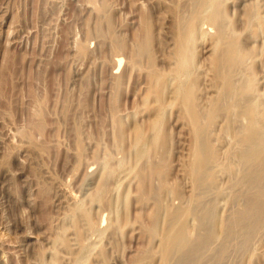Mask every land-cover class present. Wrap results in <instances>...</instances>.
<instances>
[{
    "label": "rangeland",
    "instance_id": "1",
    "mask_svg": "<svg viewBox=\"0 0 264 264\" xmlns=\"http://www.w3.org/2000/svg\"><path fill=\"white\" fill-rule=\"evenodd\" d=\"M190 3L191 0H0V264H75L83 244L91 247L84 264H161L162 242L158 244L165 233L168 209L189 206L194 192L186 166L193 159V128L183 107L175 103L168 107L163 119L164 142L148 156L150 159L137 158L134 135L145 130L147 133L153 117V112L145 109L149 86L145 71L150 62L162 72L172 68L178 14L182 10L181 16L186 12L184 18H191L193 2ZM216 7L227 11L221 25L251 50L242 72L239 68L234 73L236 84L246 82L250 71L246 65L252 66V98L260 102L259 107L262 102L263 108L264 0H218ZM200 25L194 44L198 81L195 92L205 110L216 95L212 93L216 88L211 84L214 71L209 62L211 36L217 25L207 20ZM201 30L207 32V37L200 35ZM147 34L151 51L138 52ZM117 55L126 58L120 68H116ZM133 58L139 64L134 65ZM172 89L171 85L166 87V97ZM221 118L213 122L210 130L215 146L224 153L231 138L221 131L225 125ZM222 135L226 137L219 142ZM155 164H159V175L165 178L157 177L149 186L142 185L145 171ZM117 165L133 171L113 176L111 171ZM223 178L220 187L228 183V178ZM163 183H168L172 191L168 190L174 193L160 194L161 208L168 204L159 221L165 222L158 224L164 230L157 228V235H151L147 226L159 205L151 188H161ZM213 192L216 197L209 195L217 199L218 190ZM225 202L218 200L219 217ZM86 213L100 224V233H88ZM186 218L189 223L195 222L191 229H196L193 233L197 234V221L190 215ZM260 233L252 240V252H233L228 264H264V232ZM153 236L161 239L157 241ZM217 248L218 242L212 249ZM148 251H152L151 257Z\"/></svg>",
    "mask_w": 264,
    "mask_h": 264
},
{
    "label": "bare ground",
    "instance_id": "2",
    "mask_svg": "<svg viewBox=\"0 0 264 264\" xmlns=\"http://www.w3.org/2000/svg\"><path fill=\"white\" fill-rule=\"evenodd\" d=\"M217 1L218 0H191L190 5L193 2V4L191 5L193 6V13L191 15V18H184L183 14H185L186 12L183 13L182 16H181V13L184 11L181 10L182 12L181 11H180L181 13L179 12L178 18H177L178 25L176 26L177 27V39H176V47L174 51V59H173L174 61L172 60L173 64L172 62H170V64H172L173 66L169 72L168 71L167 73L162 72L161 69L159 70L155 68L152 62H150L149 70L147 71L144 70L148 75V77L146 78H148V81H149L147 82L148 83L147 85H149L147 86L148 87V91L146 94L147 96H146V99L144 98L145 99V109L147 111L153 112V117H152V120L150 119L151 120L150 123L148 122L149 128L147 130V133L145 130V133L140 131L137 137H136V134L134 135V137L136 138L135 148H137V158L139 160L143 158H147L153 151L155 152L157 148H160L159 146H161L162 142H164L163 141L164 137L161 136V132L164 129L163 119L167 112L168 107L174 105L175 103H178L180 106L183 107L184 109L183 112H185L184 113L185 116L191 121L192 128H193L192 133H194L193 138L195 142L194 150H193V159L190 162V165L189 164L186 165L187 168L189 166L188 173L193 180L192 183H194V187L192 188L194 189L192 190L194 192L190 190V195H191V192L193 193V195L191 196L189 206H187L186 204L187 207L184 206L185 200L183 202L184 204L182 205L184 207H180L177 205L178 203L177 204L175 203L178 207L176 206L177 208H174L171 210L170 208L169 209L167 208L168 204L167 205L165 204L167 206L166 208L168 209V213H167L168 217L166 218L167 221H166L164 236L162 238V241H160L158 244L160 245L162 242V248L160 249L161 253L159 252L160 250L159 251L157 250L158 254L160 253L161 264H228L233 259L232 257L233 252L236 255L241 254V252H237V251L246 252L249 250L250 252H252L249 248H250V245L254 241L253 238L258 234L262 235V233H260L261 231L264 232V228H263L264 227V112L261 111L262 102L260 104V107H261L260 108L258 105L260 102L258 103V100H257V103H258L257 104L252 98V93L255 89V86L253 84L252 73L250 72L252 66L247 67L246 65V69L248 68V71L250 70L249 76L246 75L248 77V78L246 77L247 78L246 82H244L243 85L241 84L238 85V83L236 84L234 73L237 72V69L240 68L239 70H241L243 66L245 67V64L247 63L246 62L247 58L252 54H251L250 48L248 47L245 48L244 46H242L243 44L235 40L231 32L228 33L229 29L226 30V28L228 27L225 28L221 25V22L226 20L225 17H226L227 11L222 10L220 8L218 9L217 7L215 8ZM191 6H189L188 4V8ZM189 10L191 11V8L188 9L187 11L189 12ZM203 20H207L209 23H211V25H217L216 33L213 36H211L212 37V52H211L212 57H211V62H209L211 63V66L213 69L211 71H214V77L212 79L213 83L211 84H213L214 88H216V91L213 92L214 91L213 90L212 93H216V95L214 96V98H212L213 99L212 101L211 99L209 100L211 105L207 103L209 105L206 106L205 104V106L208 108L207 109L206 107H204L206 108L205 110L202 108V105H200L199 97L197 95V92H195V89L198 88V84H197L198 81L196 82L195 80V77L197 74L196 73L197 68L195 65L196 50L194 49V44L196 41L195 36L198 34L199 27L202 26L200 24ZM205 34H207L206 31L204 30L200 31V35L207 37ZM149 38H150L149 34H147V36H145V39L142 40L143 45H141V50L138 52L149 53L151 51L149 49V41H150ZM118 46L119 45H117V47ZM118 48L121 49L120 47ZM118 55H117V58H118L117 66L115 65L116 68L117 67L120 68L121 66H123L122 64L126 59L124 56L123 57L125 59L122 58V55L120 57H118ZM137 60H138L137 58H133V60L131 61H133L134 65H136L138 63ZM138 66L139 65H137V67ZM199 66L200 65H198V67ZM141 68L143 69V67ZM122 71L123 70H121L120 72ZM239 74L241 75L240 72ZM239 74L237 73L238 76ZM116 76H117V73H116ZM239 81L240 80H238V82ZM169 85H171V89L173 86V89H172V92L170 91L171 95H169V97H166L165 90H166V87ZM204 87H205V84H204ZM204 97L206 98V96ZM262 109H264V107ZM169 113H171V110ZM219 117H222L225 120V125L221 129V131H223V133L226 136H229V138H231L229 139L231 140L229 142V147L227 144V149L225 150L224 153L219 151L217 147L215 146L216 144L212 138L213 132H211L213 122ZM226 136L224 135H222L221 137L219 136L220 138L218 139V141L222 142ZM225 141H227V139ZM194 142H192V144ZM132 146H134V144ZM133 150L135 149L133 148ZM161 151L163 150H160L159 153H161ZM127 153H129V151ZM161 156H160V159H161ZM151 157L154 158V155ZM164 158L162 159V161L164 160ZM160 159L158 161H160ZM154 161H157V160H154ZM158 165L155 164L151 166L150 169L147 168L143 177L141 176L142 180L140 178L142 185L149 186L154 178L161 177L160 179H162V177H164V176L159 175L161 170L159 168L160 166ZM128 166L131 167V164L129 165L128 163ZM118 168L112 170L111 175L114 176L118 172L123 175H129L133 171V169L129 167L128 169L127 167L125 169L123 168V166L121 167L118 166ZM109 173H108V176H109ZM188 173L186 172V174ZM139 177L140 176L138 175V178ZM222 178L223 180H225V178H228V183H226L227 185L225 184V186L220 187L221 184L222 185L224 184L223 183L224 181L221 183ZM123 179L125 180V178ZM117 180L119 179L117 178ZM159 181L157 183H159ZM165 181L167 182V179ZM116 182L118 183V181ZM107 183L108 182H105L104 184L106 186L107 185L109 186V184ZM112 183L114 182L112 181ZM104 184L102 186H104ZM167 184L163 183L161 188H151L152 194L156 196L157 202L163 196L162 195L161 197H159L161 193L164 194L165 193L164 191L166 192H168L169 190L172 191V188L169 186V188H171L169 189ZM112 187L114 189V186ZM110 189L112 190V188ZM143 189H146V188H143ZM215 189L218 190L217 199H213L214 197H216V196L213 197L214 192L212 193V191H214ZM126 192L127 191H125V193ZM168 193L170 194L171 192L169 191ZM172 193H174V191ZM209 193L212 194L213 198L209 195ZM176 194L178 195V197L181 195L178 193ZM118 195H117V198H119ZM208 195L211 198L207 197ZM207 198L210 200H208ZM219 199H223L226 201L224 204V208L222 209L223 211L222 217H219L220 215L219 213H217V210H218L217 203ZM181 200H183V198ZM125 201L127 202V200H124V203ZM157 202L155 203L156 205H157ZM116 205H118V201ZM153 205L154 204H152V206ZM163 205L164 204H162V206ZM114 207H117V206H114ZM157 207L158 208L157 210L155 209L156 210L155 213L152 216L150 215L151 222H150V225L148 224L147 226L149 227V229L147 228L148 230H146L151 235H154L156 233L157 228H163L162 225H160L161 227L160 226L158 227V224L161 223V222L159 223L160 218H161V211L163 212L162 209L165 207L161 208L160 201ZM163 214L162 216L164 219L165 214L164 215ZM188 215H190V218L193 217L192 219H195V221H197L196 224H198L200 228L197 234H194L196 229L195 230L191 229V226L193 227V224L195 222L191 220L193 224L190 222L191 223L190 225L189 221L186 220L188 218V217L186 218V216ZM116 216L118 217V213L116 214ZM85 218L89 226L88 233L89 231L91 233L101 232L100 226L98 227V225L100 224L98 223L97 225L96 224L97 222L94 223L90 219L88 213L85 214ZM115 220L117 219L115 218ZM163 221L161 224H163ZM115 222H116L115 223L116 226H118L117 221ZM196 224L195 226H197ZM116 228L118 229L119 227H116ZM160 231L162 233V230ZM158 232H159V229H158ZM158 235L160 234L158 233ZM90 237L91 235L89 236V241H90ZM160 237H162V235ZM158 238L159 236L155 240L159 241V239H161V238L159 239ZM152 240H154V238ZM216 242H218V248L217 250L213 251L212 247H213V244H215ZM80 247L81 248L79 252L77 253L75 264H81L85 262L84 259L87 256L89 257L90 255L88 254L89 253L88 250L91 248V247L89 248V245L83 244V245H80ZM158 247H161V246H158ZM254 249L255 247L252 250ZM257 249L258 248H256V252H257ZM150 252H151L150 254H152V251ZM92 253L94 252L92 251ZM257 253L258 255L260 254L259 252ZM146 254H148V257L150 256L149 251ZM250 256H252V254ZM153 257L154 256H152V260H154ZM231 257L232 259H230ZM146 259L151 260L147 257Z\"/></svg>",
    "mask_w": 264,
    "mask_h": 264
}]
</instances>
